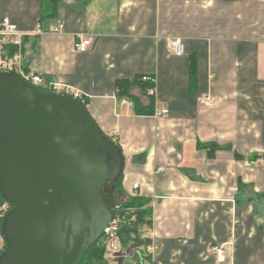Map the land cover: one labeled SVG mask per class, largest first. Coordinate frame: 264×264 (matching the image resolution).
Masks as SVG:
<instances>
[{"label": "crops", "instance_id": "1", "mask_svg": "<svg viewBox=\"0 0 264 264\" xmlns=\"http://www.w3.org/2000/svg\"><path fill=\"white\" fill-rule=\"evenodd\" d=\"M50 12L47 0H0V23L22 31L64 22L60 34L24 35L26 65L81 93L119 141L118 200L151 199L148 243L123 244L111 264H264V0H61ZM87 37L93 47L75 52ZM175 38L183 56L169 51ZM143 75L155 94L131 93L145 106L152 97V114L118 95V80Z\"/></svg>", "mask_w": 264, "mask_h": 264}, {"label": "water", "instance_id": "2", "mask_svg": "<svg viewBox=\"0 0 264 264\" xmlns=\"http://www.w3.org/2000/svg\"><path fill=\"white\" fill-rule=\"evenodd\" d=\"M120 144L71 95L0 72V264H81L115 215Z\"/></svg>", "mask_w": 264, "mask_h": 264}, {"label": "built area", "instance_id": "3", "mask_svg": "<svg viewBox=\"0 0 264 264\" xmlns=\"http://www.w3.org/2000/svg\"><path fill=\"white\" fill-rule=\"evenodd\" d=\"M65 24L61 19L56 20V22L47 30L38 27L32 32H25L19 29L18 25L15 24L10 18H4L0 23V72L2 71H15L23 76L27 81L35 85L36 87L53 92L65 93L75 97L79 100L83 99L81 93L72 89V87L49 80L45 78L42 74L33 73L29 71L23 50L24 45V35L34 34L42 35L45 33L60 34L64 32ZM94 40L92 37H87L83 40L77 41L73 45V50L75 52H86L93 47ZM169 51L175 56H183L186 52V46L182 39L175 38L171 39L169 42ZM143 81H150L153 83V87L149 89V95L155 94L156 88V78L150 75H143ZM209 99V97H207ZM126 103V99L122 100ZM169 112L168 109L157 110L155 115L164 116ZM252 165L256 166L257 162L252 161ZM164 168H161L163 170ZM138 184L134 185V188H138ZM121 202V201H120ZM124 202V201H123ZM10 208L9 203H5L0 206L1 210L8 211ZM115 215L110 222L109 226L106 228L105 233L102 237V244L105 247L106 252L116 254L121 252L123 249V244L121 240V228L124 225H129L135 219V215L131 212L133 209H128L122 207L121 203H116ZM213 252H216L218 257H224L225 249L222 246L211 247Z\"/></svg>", "mask_w": 264, "mask_h": 264}, {"label": "trees", "instance_id": "4", "mask_svg": "<svg viewBox=\"0 0 264 264\" xmlns=\"http://www.w3.org/2000/svg\"><path fill=\"white\" fill-rule=\"evenodd\" d=\"M49 1L51 5V12L49 16L54 17L57 15V11L59 8V4L61 3V0H49ZM135 86L141 88V90L144 93H147L149 89L153 87V83L150 81H143L142 76H138L134 80H128V79L118 80L117 88H118L119 97L132 100L133 107L137 113L152 114L154 111L153 109L154 100L152 99V97H150L151 98L150 104L147 106L143 105L140 99L138 97L133 96L131 93L132 88ZM80 101L84 104L85 108L87 109L88 100H85V98H83ZM108 136L119 144V141L116 138H114V136L112 135H108ZM122 182H123V172L121 173L115 187L116 203H121L122 207L124 208L133 209L131 213L135 215V219L131 224L124 225L121 228L120 235H121L122 243L128 244L129 242L134 241L138 244L145 245L146 243H148V241L141 237V229L144 226H150L152 224L153 212L150 205L151 199L149 197L136 195L134 197L128 198L124 202L118 200V193L122 191ZM5 203L8 202L0 195V206H2ZM9 205L11 207V204ZM4 214L2 216V220ZM81 264H110L106 258V250L102 244V238L87 250V252L82 258Z\"/></svg>", "mask_w": 264, "mask_h": 264}, {"label": "rangeland", "instance_id": "5", "mask_svg": "<svg viewBox=\"0 0 264 264\" xmlns=\"http://www.w3.org/2000/svg\"><path fill=\"white\" fill-rule=\"evenodd\" d=\"M48 1L49 0H47V2ZM3 212L6 213L7 211L3 210ZM122 250H121V252H122ZM121 252L116 253V254H112V253L106 252V258H107L108 262L111 264V261H113V259L116 258Z\"/></svg>", "mask_w": 264, "mask_h": 264}]
</instances>
